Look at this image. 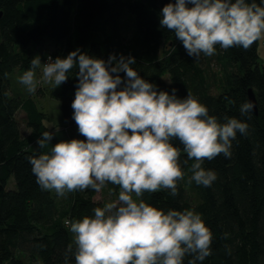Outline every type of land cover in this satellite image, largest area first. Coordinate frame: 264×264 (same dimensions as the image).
<instances>
[{
    "label": "trees",
    "instance_id": "obj_1",
    "mask_svg": "<svg viewBox=\"0 0 264 264\" xmlns=\"http://www.w3.org/2000/svg\"><path fill=\"white\" fill-rule=\"evenodd\" d=\"M168 2L0 0V264H64L67 248L75 252L70 222L94 215L93 209L104 204L92 198V189L58 197L41 189L31 171L27 158L47 151L39 149L36 141L48 129L31 96L10 94L9 74L14 68L27 70L35 57L30 46L44 40L54 46L46 52L54 58H64L77 48L104 60L109 54L131 55L136 61L132 67L159 90L171 93L175 88L181 98L191 92L210 115L248 124L247 134L237 133L232 142L230 158L220 154L204 162L217 176L210 187L187 184L186 176L176 196L162 190L145 193L144 199L165 211L191 208L202 215L212 244L211 255L198 264H264V66L258 61L257 43L248 50L224 51L217 46V54L194 60L173 33L160 27V11ZM124 13L132 19L128 33L121 25ZM212 63L221 66L215 90L209 75ZM75 71L70 70L60 85L64 129L75 124L71 107L78 83ZM249 88L257 113L241 116L239 107L248 100ZM19 110L24 112L25 134L16 117ZM75 133L67 140L84 139ZM59 141L54 135L50 143ZM10 177L14 185L8 186ZM72 253H68L70 264H75Z\"/></svg>",
    "mask_w": 264,
    "mask_h": 264
},
{
    "label": "clouds",
    "instance_id": "obj_2",
    "mask_svg": "<svg viewBox=\"0 0 264 264\" xmlns=\"http://www.w3.org/2000/svg\"><path fill=\"white\" fill-rule=\"evenodd\" d=\"M159 24L194 60L217 54V46L248 50L264 39V0H169ZM135 63L131 55L104 60L77 48L64 58L48 55L44 63L33 57L18 78L34 94L42 82L56 88L77 70L72 119L84 139L51 144L59 130L41 134L37 146L47 151L27 158L41 189L67 198L109 184L119 188L117 198L95 207L94 215L70 222L75 252L67 248L64 264H70L68 253L75 264H184L186 257L187 264H198L211 255L212 233L200 213L165 211L144 195L164 190L174 197L186 176L187 184L210 187L217 176L204 162L220 154L230 158L237 133L246 135L249 126L210 115L191 92L181 98L175 88L159 90ZM254 108L246 100L239 112L246 116Z\"/></svg>",
    "mask_w": 264,
    "mask_h": 264
},
{
    "label": "rangeland",
    "instance_id": "obj_3",
    "mask_svg": "<svg viewBox=\"0 0 264 264\" xmlns=\"http://www.w3.org/2000/svg\"><path fill=\"white\" fill-rule=\"evenodd\" d=\"M121 25L123 30L128 33L131 30L132 27V19L128 13H124L121 20ZM257 44V55H258V61L261 62V60L264 59V39H261L260 41L256 42ZM30 48L33 50L34 56L39 55L42 63V57L48 50H51L54 48L52 44H50L47 40H44L43 43L40 45H31ZM26 70L14 68L12 72L9 74L10 79V94H19L21 96H31L38 107L39 110L43 112V123L47 127L49 131H55L58 129L59 131L56 133V136L59 140H67L69 134L75 132H78V128L76 123L74 125L69 126L68 129H64L63 125L66 124V122L63 119L61 109H60V98H59V92L61 87L58 86L55 88L53 84L49 83H41L37 87V91L34 94H29L26 90V88L19 82V76L23 74V72ZM221 74V66L218 64L212 63L209 67V75L214 82V86L212 87L213 90L218 85V81ZM40 76V72L38 70V77ZM21 132L25 134L28 129L25 127L24 123V112L19 110L16 115ZM14 185V182L12 178L10 177L8 181V186ZM115 186L113 185H107L104 189H102L100 192H95L93 195L94 200L102 201L103 203L109 202L111 200H115L117 198V194H115L113 191L112 194H110V189H114ZM118 189V188H117ZM193 199L194 196H192Z\"/></svg>",
    "mask_w": 264,
    "mask_h": 264
},
{
    "label": "water",
    "instance_id": "obj_4",
    "mask_svg": "<svg viewBox=\"0 0 264 264\" xmlns=\"http://www.w3.org/2000/svg\"><path fill=\"white\" fill-rule=\"evenodd\" d=\"M247 96H248V100H251L254 103L255 108L252 112L256 114L257 113L256 99H255V95H254L253 91L250 88L247 91Z\"/></svg>",
    "mask_w": 264,
    "mask_h": 264
},
{
    "label": "built area",
    "instance_id": "obj_5",
    "mask_svg": "<svg viewBox=\"0 0 264 264\" xmlns=\"http://www.w3.org/2000/svg\"><path fill=\"white\" fill-rule=\"evenodd\" d=\"M50 55L53 60L55 59L54 56L51 53H47L44 55V57L42 58V63L46 62L47 56ZM262 65L264 66V61L262 62ZM65 223H67V221H65Z\"/></svg>",
    "mask_w": 264,
    "mask_h": 264
},
{
    "label": "crops",
    "instance_id": "obj_6",
    "mask_svg": "<svg viewBox=\"0 0 264 264\" xmlns=\"http://www.w3.org/2000/svg\"><path fill=\"white\" fill-rule=\"evenodd\" d=\"M263 61V60H262Z\"/></svg>",
    "mask_w": 264,
    "mask_h": 264
}]
</instances>
